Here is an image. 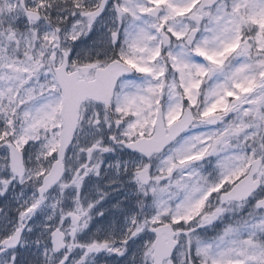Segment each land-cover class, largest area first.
I'll return each mask as SVG.
<instances>
[{
    "label": "snow or ice",
    "instance_id": "obj_1",
    "mask_svg": "<svg viewBox=\"0 0 264 264\" xmlns=\"http://www.w3.org/2000/svg\"><path fill=\"white\" fill-rule=\"evenodd\" d=\"M0 264H264V0H0Z\"/></svg>",
    "mask_w": 264,
    "mask_h": 264
}]
</instances>
